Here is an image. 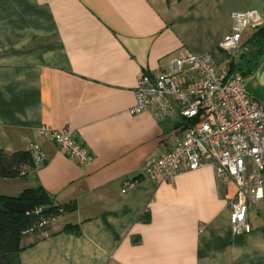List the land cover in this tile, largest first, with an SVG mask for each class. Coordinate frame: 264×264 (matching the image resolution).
<instances>
[{
    "label": "crops",
    "instance_id": "obj_1",
    "mask_svg": "<svg viewBox=\"0 0 264 264\" xmlns=\"http://www.w3.org/2000/svg\"><path fill=\"white\" fill-rule=\"evenodd\" d=\"M263 1L0 0V150L37 145L44 157L24 176L0 178V195L42 189L75 206L22 237L20 264H264V193L249 207L250 233L234 235L236 188L210 167L169 181L139 173L174 148L180 119L128 112L138 79L185 53L221 68L232 14H264ZM256 32L245 30L240 46L249 50ZM243 79L264 106V56ZM41 127L73 132L91 161L68 158Z\"/></svg>",
    "mask_w": 264,
    "mask_h": 264
},
{
    "label": "built area",
    "instance_id": "obj_2",
    "mask_svg": "<svg viewBox=\"0 0 264 264\" xmlns=\"http://www.w3.org/2000/svg\"><path fill=\"white\" fill-rule=\"evenodd\" d=\"M261 5L264 11V1ZM231 18L232 33L220 44L225 53L221 68L214 66L208 54L185 53L157 77L138 79L135 104L128 112L134 116L149 111L156 119L170 115L180 119L174 148L146 159L139 173L169 181L210 167L220 183H232L236 188L229 203L230 223L232 233L242 235L251 231L247 222L249 207L257 205L264 193V106L251 98L243 85L244 77L230 67L240 53L247 51L240 46L243 32L263 28L264 14L248 9L233 13ZM39 135L77 164L84 166L91 161L73 132L41 127ZM28 153L32 167L43 163L37 145H32Z\"/></svg>",
    "mask_w": 264,
    "mask_h": 264
},
{
    "label": "trees",
    "instance_id": "obj_3",
    "mask_svg": "<svg viewBox=\"0 0 264 264\" xmlns=\"http://www.w3.org/2000/svg\"><path fill=\"white\" fill-rule=\"evenodd\" d=\"M264 27L257 30L251 48L242 54L245 58L244 67L237 68L231 64V71L239 72L243 77L257 68L264 56ZM33 166L28 152L7 154L0 150V178H8L19 171L28 170ZM8 200L29 203L35 206L36 212L17 214L5 210L2 205ZM75 206L55 205L51 203L42 189L25 190L16 197L0 195V264H20L19 255L22 251V237L70 211Z\"/></svg>",
    "mask_w": 264,
    "mask_h": 264
},
{
    "label": "water",
    "instance_id": "obj_4",
    "mask_svg": "<svg viewBox=\"0 0 264 264\" xmlns=\"http://www.w3.org/2000/svg\"><path fill=\"white\" fill-rule=\"evenodd\" d=\"M2 207L9 212L17 214H30L36 212V208L34 205L14 200H8L4 202Z\"/></svg>",
    "mask_w": 264,
    "mask_h": 264
},
{
    "label": "rangeland",
    "instance_id": "obj_5",
    "mask_svg": "<svg viewBox=\"0 0 264 264\" xmlns=\"http://www.w3.org/2000/svg\"><path fill=\"white\" fill-rule=\"evenodd\" d=\"M249 51V50H248Z\"/></svg>",
    "mask_w": 264,
    "mask_h": 264
}]
</instances>
